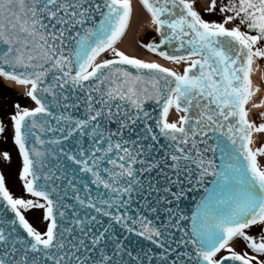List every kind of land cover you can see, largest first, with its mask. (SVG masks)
Here are the masks:
<instances>
[{
  "label": "snow or ice",
  "instance_id": "6c2138e0",
  "mask_svg": "<svg viewBox=\"0 0 264 264\" xmlns=\"http://www.w3.org/2000/svg\"><path fill=\"white\" fill-rule=\"evenodd\" d=\"M140 2L159 35L142 47L182 70L118 47L132 0H0V78L34 103L0 115L27 194L0 171V264H264V123L246 108L264 0H210L220 20Z\"/></svg>",
  "mask_w": 264,
  "mask_h": 264
},
{
  "label": "rangeland",
  "instance_id": "374dc122",
  "mask_svg": "<svg viewBox=\"0 0 264 264\" xmlns=\"http://www.w3.org/2000/svg\"><path fill=\"white\" fill-rule=\"evenodd\" d=\"M209 2L210 0H196L195 6L197 7L198 10L201 11L205 19L220 20L221 17L217 13L209 14L205 11V5H207ZM134 28L136 31V35L134 39L135 42L132 44L134 50L132 52L125 51L126 54L134 55L141 59L148 58L149 56H152L153 58H157V56L151 53L148 49L142 47L141 44V42L148 43L149 41H152L153 39L156 38L155 32L153 31L154 27L151 26L150 21H142L140 24H137ZM102 55L108 56L107 53ZM168 65L170 67L176 68L177 70H182L181 65H174L172 63ZM253 77L255 81H259L260 71L255 73L253 72ZM255 85L256 84H254V88ZM263 88L264 87L261 88L259 87V90L257 91V94L254 96L253 101L249 103L248 106L249 115H251L253 118L254 116L257 117L261 115V113H264V100L262 101L260 99V96L263 94ZM17 101L24 106H29V107L34 106V103L23 95L22 88H17L11 85L7 86L5 82L0 80V115L4 117L5 122H7V113L14 111V103ZM261 101L262 104H259L261 103ZM254 104H258L259 107H253ZM176 115L178 114L175 112L174 119L177 118ZM8 135H9V139L7 140V142L0 141V150L3 149L10 150L12 159H11V163L0 161V171H2L5 174L7 186L13 192L14 195L18 197L26 196L27 194L24 193L22 182L18 178L20 158L17 154V150L14 144L11 141L10 127H9ZM260 142H264V134L256 133V136H254V148L257 147V144ZM259 159L262 164L264 162V157H260ZM25 215L29 219V221L33 223L35 227L38 228V230H44L45 222H43L42 218H39L31 210L26 211ZM255 231L257 230L253 229V232ZM244 243L245 242L242 240V238H239L233 244L237 251H243L245 250V248L243 247Z\"/></svg>",
  "mask_w": 264,
  "mask_h": 264
},
{
  "label": "bare ground",
  "instance_id": "6f19581e",
  "mask_svg": "<svg viewBox=\"0 0 264 264\" xmlns=\"http://www.w3.org/2000/svg\"><path fill=\"white\" fill-rule=\"evenodd\" d=\"M132 4H133V15H132V18H131V21H130V24H129V28L126 31L125 36L122 38V41L118 44V47H120L121 50L126 51V52H132L134 50L133 49V45H132L135 42L134 39H135V35H136V31H135L134 27L137 24H140L142 21H150L149 14L142 8V6L138 2V0H132ZM145 60H148V61L156 60V61L164 64L165 66H169L168 64L171 63L169 61L164 60L161 57H158L157 59H154L152 56H149L148 58H145ZM258 70H259V65L258 64H254V71L253 72L255 73ZM4 82L6 83L7 86L11 85V86H15L17 88H20L19 86L11 84L10 82H6V81H4ZM252 82H253V84H256L255 88L259 90L258 83L256 81H253V79H252ZM256 94H257V91L255 92L254 96ZM254 96H253V98H254ZM253 98H252V100L249 101V103H251L253 101ZM260 99L263 101L264 100V95H261ZM262 101L259 104H262ZM249 103H248V105H246V108H248ZM171 115H173V113H171ZM249 119H250V117H249ZM252 146H254V134H253V145Z\"/></svg>",
  "mask_w": 264,
  "mask_h": 264
},
{
  "label": "flooded vegetation",
  "instance_id": "af4514ba",
  "mask_svg": "<svg viewBox=\"0 0 264 264\" xmlns=\"http://www.w3.org/2000/svg\"><path fill=\"white\" fill-rule=\"evenodd\" d=\"M260 65L262 66L263 75H262L261 79L259 80V82H261L262 86H264V59H260ZM250 119L253 120L256 124L264 123V116H262V115H259L257 117L254 116V118L252 116H250ZM260 133L264 134V132H260ZM255 135H256V133H255ZM261 144H264V142L258 143L257 146H260ZM262 164H264V162ZM243 247L244 248L246 247L245 243H244Z\"/></svg>",
  "mask_w": 264,
  "mask_h": 264
},
{
  "label": "water",
  "instance_id": "95a60500",
  "mask_svg": "<svg viewBox=\"0 0 264 264\" xmlns=\"http://www.w3.org/2000/svg\"><path fill=\"white\" fill-rule=\"evenodd\" d=\"M159 40H157L156 42H158ZM196 199H199V196L197 195L196 197H195Z\"/></svg>",
  "mask_w": 264,
  "mask_h": 264
}]
</instances>
